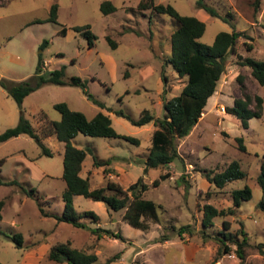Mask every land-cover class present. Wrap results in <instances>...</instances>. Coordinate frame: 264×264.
I'll return each instance as SVG.
<instances>
[{
    "label": "rangeland",
    "instance_id": "obj_1",
    "mask_svg": "<svg viewBox=\"0 0 264 264\" xmlns=\"http://www.w3.org/2000/svg\"><path fill=\"white\" fill-rule=\"evenodd\" d=\"M102 0H0V75L12 80L31 77L42 55V70L64 66V79L79 75L86 79V90L103 105L87 96L81 86L69 83H43L27 94L21 108L0 86V132L17 123L21 111L30 120L51 154L42 152L34 137L20 134L0 142V179L15 183H0V198L4 199L0 217V264H69L49 256L50 248L62 241L97 259L91 264H264V212L259 205L264 193L257 181L259 164L264 153V84L240 62L245 56L264 59V0H207L220 12L231 11L228 19L210 15L197 7L196 0H154L170 3L181 14L195 15L205 21L199 37L212 43L221 30L245 33L237 37L228 52L223 73L209 96L201 116L191 131L176 139L179 157L168 165L143 169L151 134L156 125L150 121L137 125L116 110L122 109L137 118L147 108L153 116H162L163 97L180 92L186 77L179 75L163 59L169 55V36L177 25L171 15L142 9L139 0H111L116 9L103 13ZM56 2V20L47 19L50 5ZM257 5V6H256ZM89 24L95 34L89 45L83 30L74 25ZM66 32H61V27ZM109 35L116 44L107 39ZM43 41H47L42 45ZM250 43L252 48H248ZM241 56V57H240ZM162 72L167 80H162ZM241 73L248 91L263 97L261 116L248 119L243 127L239 119L226 111V106L241 96L237 74ZM65 101L69 107L92 117L101 110L108 113L112 126L120 133L139 138L135 144L123 137L98 136L78 132L71 142L79 147L90 146L82 161L80 174L88 176L90 188L104 185L108 179L128 188L141 177L147 183L142 191L154 200L159 219L148 218V227H135L123 219V212L133 198L127 190V204L110 208L105 201L82 194L73 197L78 212L94 210L99 219L81 218L88 227L75 226L54 216L63 209L61 193L64 143L51 131L50 120L60 118L54 107ZM242 138L244 148H241ZM114 157L107 165H94L93 159ZM232 159L238 160L246 175L228 181L223 187L210 183L203 170H222ZM108 166V172H104ZM112 168V169H110ZM169 175L153 180L160 173ZM249 185L252 195L233 205L232 189ZM33 187V195L25 190ZM25 188V189H24ZM198 189L201 191L198 192ZM111 192V191H109ZM211 203L231 212L216 215L213 223H201L203 204ZM43 211L48 213L44 214ZM229 221L228 230L238 238L247 235L249 244L245 257L232 252L218 253L222 220ZM100 225L122 237L92 231ZM186 225L183 231H179ZM19 232L22 245L10 235ZM240 233V234H239ZM167 236V238H163ZM234 248L235 243L228 241ZM117 254L115 257H112ZM109 258H114L108 261Z\"/></svg>",
    "mask_w": 264,
    "mask_h": 264
},
{
    "label": "trees",
    "instance_id": "obj_2",
    "mask_svg": "<svg viewBox=\"0 0 264 264\" xmlns=\"http://www.w3.org/2000/svg\"><path fill=\"white\" fill-rule=\"evenodd\" d=\"M195 4L197 7L204 8L212 16L228 19V15H231L230 10L222 13L215 6L208 3L207 0H196ZM138 6L142 9H152L156 12L166 13L176 19L177 25L169 36L170 52L163 61L164 63L171 64L179 75L186 77V82L178 94L170 98L163 97L162 104L164 110L162 116H153L147 108L142 109L141 115L137 118L132 117L122 109L116 110L118 114L126 117L134 124L141 125L152 121L156 125L151 134V142L146 158L143 161V169L146 171L149 168L168 165L173 159L179 157L176 139L186 136L198 121L207 99L214 92L217 81L224 71L228 52L234 49L237 37L245 32L234 29L231 31L221 30L215 34L212 43L208 44L199 40V37L205 30L206 24L204 20L197 16L181 14L172 4L155 2L154 0H139ZM57 7L58 4L56 2L50 5L47 19L56 20ZM100 9L103 13H108L116 9V6L111 0H102ZM73 28L83 30V33L87 36L88 44H93L95 34L90 29L89 24L74 25ZM60 31L65 33L66 27L62 26ZM106 37L113 45L116 44L109 35ZM46 43L47 41H43L42 45ZM247 46L248 48H252L250 43ZM240 62L249 66L256 80L260 84H264V59L245 56L240 59ZM63 74L64 66L43 72L42 55L40 54L35 73L31 77L12 80L0 75V86L18 103L20 108L24 97L43 83H69L81 86L86 90V79L75 74L71 75L69 79H64ZM236 77L240 83L242 94L235 97L231 105L226 106V111L235 115L243 127H247L250 117L261 116L263 97L260 94H253L247 90L243 74L238 73ZM162 80H167L164 72H162ZM87 96L94 102L103 105L92 94L87 92ZM54 107L60 112V118L50 120L52 126L50 132L54 133L64 143L62 177L65 181V188L61 193L63 209L60 213L54 215L56 219L69 222L75 226L88 227L81 218L90 216L89 218L93 221H97L99 215L92 209L78 212L73 204L74 195L82 194L96 200H103L110 208L120 209L127 204V190H131L133 198L123 212V219L131 225L142 229L148 227V218L157 221L159 219L157 213L158 204L150 198L141 196L142 191L147 187V183L143 182L141 177L131 183L128 188H124L120 183L112 179H108L104 185L90 188L88 176H82L80 170L86 151H92V148L90 146L85 148L79 147L71 142V138L78 132L98 136L123 137L135 144H139V138L118 132L112 126L109 114L101 110L97 111L92 117H87L82 111L69 107L65 101L55 102ZM20 134L34 137L42 147L43 153H52L49 147L43 143L40 135L22 111L16 124L8 126L0 132V142ZM237 139L240 141L241 148H244V144L241 142L242 138L237 137ZM112 158L114 157L110 156L106 159H99L94 156L93 163L94 165H107ZM108 170L109 167L104 166V172H108ZM203 173L208 181L217 187H223L228 181L246 175V172L241 168L240 163L236 159H232L222 170L213 171L205 169ZM168 175V171L160 173L159 177L153 180V185H157L160 178H165ZM257 181L264 193V153L260 160ZM5 182L15 183L16 180L3 181L0 179V183ZM32 190L33 187L28 190L26 189L25 192L33 195ZM199 191L201 190L198 189ZM251 195V188L247 184L243 187L232 189L233 205L239 206L243 199H248ZM3 204L4 199L0 198V217ZM259 205L264 212L263 199L259 201ZM233 211L234 209L231 206L226 211L223 208L219 209L213 204L206 202L203 204L201 223L207 226L213 223L214 216L224 214L225 212L232 213ZM43 213L48 215L46 211H43ZM222 224L225 230L218 237L220 241L217 249L218 253L222 254L234 251L240 257L241 263H243L246 255L245 248L249 244L247 235L243 232L242 237L238 238L233 232L228 230L230 227L228 220L223 219ZM90 227L93 232L98 234L105 231V233L115 237H122L119 231L115 232L100 225ZM185 228L186 225H182L179 231L181 232ZM10 236L17 245H22V235L19 232H15ZM163 238L165 239L167 236H163ZM228 241L235 243V247L232 248L228 244ZM258 248L260 252L264 250L262 242L258 244ZM116 255L114 254L112 257ZM49 256L57 261L66 260L69 264H91L97 259L96 253L86 252L78 247L71 246L69 241L54 244L49 250ZM113 259L109 258L108 261ZM216 259L217 257L215 256V259L210 264H214Z\"/></svg>",
    "mask_w": 264,
    "mask_h": 264
}]
</instances>
